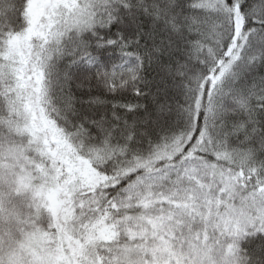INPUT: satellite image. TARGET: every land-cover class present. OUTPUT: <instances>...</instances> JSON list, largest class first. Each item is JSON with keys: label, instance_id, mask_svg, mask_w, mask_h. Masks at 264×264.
Returning <instances> with one entry per match:
<instances>
[{"label": "snow or ice", "instance_id": "snow-or-ice-1", "mask_svg": "<svg viewBox=\"0 0 264 264\" xmlns=\"http://www.w3.org/2000/svg\"><path fill=\"white\" fill-rule=\"evenodd\" d=\"M0 264H264V0H0Z\"/></svg>", "mask_w": 264, "mask_h": 264}]
</instances>
